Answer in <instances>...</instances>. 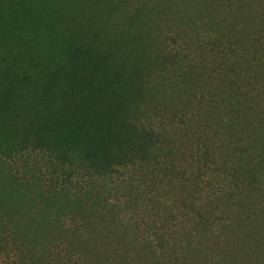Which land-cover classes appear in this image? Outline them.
I'll return each instance as SVG.
<instances>
[{"label":"trees","instance_id":"1","mask_svg":"<svg viewBox=\"0 0 264 264\" xmlns=\"http://www.w3.org/2000/svg\"><path fill=\"white\" fill-rule=\"evenodd\" d=\"M0 264H264V0H0Z\"/></svg>","mask_w":264,"mask_h":264}]
</instances>
